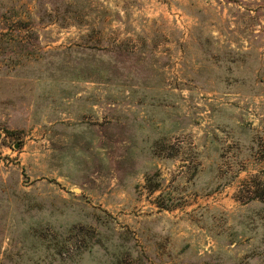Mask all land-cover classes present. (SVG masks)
<instances>
[{
    "label": "rangeland",
    "instance_id": "rangeland-1",
    "mask_svg": "<svg viewBox=\"0 0 264 264\" xmlns=\"http://www.w3.org/2000/svg\"><path fill=\"white\" fill-rule=\"evenodd\" d=\"M0 134V264H264V0H0Z\"/></svg>",
    "mask_w": 264,
    "mask_h": 264
},
{
    "label": "trees",
    "instance_id": "trees-1",
    "mask_svg": "<svg viewBox=\"0 0 264 264\" xmlns=\"http://www.w3.org/2000/svg\"><path fill=\"white\" fill-rule=\"evenodd\" d=\"M0 157H1V153H0ZM258 188H261L260 190H261V193L260 194H262V197H263V199H264V185L263 184H260V185H258L257 186ZM258 196H260V195H258Z\"/></svg>",
    "mask_w": 264,
    "mask_h": 264
},
{
    "label": "water",
    "instance_id": "water-1",
    "mask_svg": "<svg viewBox=\"0 0 264 264\" xmlns=\"http://www.w3.org/2000/svg\"><path fill=\"white\" fill-rule=\"evenodd\" d=\"M0 137H1V134H0ZM18 146V144L16 145V147Z\"/></svg>",
    "mask_w": 264,
    "mask_h": 264
}]
</instances>
